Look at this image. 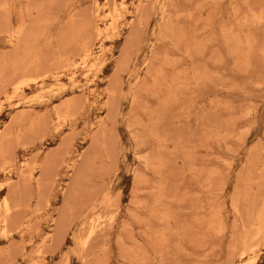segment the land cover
Wrapping results in <instances>:
<instances>
[{
  "label": "rangeland",
  "instance_id": "rangeland-1",
  "mask_svg": "<svg viewBox=\"0 0 264 264\" xmlns=\"http://www.w3.org/2000/svg\"><path fill=\"white\" fill-rule=\"evenodd\" d=\"M0 105V264H264V0H0Z\"/></svg>",
  "mask_w": 264,
  "mask_h": 264
},
{
  "label": "bare ground",
  "instance_id": "bare-ground-1",
  "mask_svg": "<svg viewBox=\"0 0 264 264\" xmlns=\"http://www.w3.org/2000/svg\"><path fill=\"white\" fill-rule=\"evenodd\" d=\"M108 3V2H107ZM111 10V9H110ZM110 14V13H109ZM111 15V14H110ZM114 15V14H113ZM113 17V16H112ZM111 20H112V18H111ZM112 22V21H111ZM116 22V21H115ZM104 24V23H103ZM110 24H112V23H110ZM115 25V24H114ZM107 27V26H106ZM106 29V28H105ZM17 31V30H16ZM19 33V32H18ZM17 33V34H18ZM99 33V32H98ZM12 35V34H11ZM17 36V35H16ZM95 36V35H94ZM86 49V48H85ZM103 65V64H102ZM101 65V66H102ZM65 66V65H64ZM22 75H23V73H22ZM88 75V74H87ZM24 77V76H23ZM20 79V78H19ZM17 84V83H16ZM14 88H15V85L13 86ZM18 89V88H17ZM19 92V91H18ZM67 99V98H66ZM1 106V105H0ZM56 106V105H55ZM64 114V113H63ZM65 115V114H64ZM60 119V118H59ZM26 169V168H25ZM9 184V183H8ZM7 193V192H6ZM9 204V203H8ZM6 206V205H5ZM7 206H9V205H7ZM4 207V206H3ZM8 208V207H7ZM7 211V210H6ZM5 211V212H6ZM9 215V214H8ZM113 218V217H112ZM99 219V218H98ZM111 219V218H110ZM4 220H5V218H4ZM96 221V220H95ZM111 221H112V219H111ZM100 222V221H99ZM103 222H105V221H103ZM111 224V223H110ZM99 225V224H98ZM88 227V226H87ZM86 228V227H85ZM103 228V227H102ZM8 229V228H7ZM98 229V228H97ZM104 229V228H103ZM256 229H257V227H256ZM263 230V229H262ZM98 231V230H97ZM91 232V231H90ZM4 233V232H3ZM94 233V232H93ZM260 234V233H259ZM83 236V235H82ZM89 236V235H88ZM248 245V244H247ZM83 246H84V243H83ZM243 246H244V244H243ZM250 247H251V245H250ZM243 249H245V248H243ZM248 249H249V247H248ZM247 250V249H246ZM242 251H244V250H242ZM242 257V256H241ZM68 263V262H67Z\"/></svg>",
  "mask_w": 264,
  "mask_h": 264
}]
</instances>
